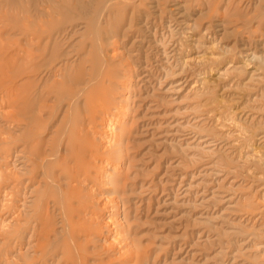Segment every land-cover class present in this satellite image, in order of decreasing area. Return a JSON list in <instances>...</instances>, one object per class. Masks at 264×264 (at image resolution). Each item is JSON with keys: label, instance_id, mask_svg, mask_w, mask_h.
Masks as SVG:
<instances>
[{"label": "rangeland", "instance_id": "1", "mask_svg": "<svg viewBox=\"0 0 264 264\" xmlns=\"http://www.w3.org/2000/svg\"><path fill=\"white\" fill-rule=\"evenodd\" d=\"M0 28V137L8 79L14 65L28 79L26 44L42 36L64 75L101 74L98 59L115 54L121 108L99 135L123 136L125 152L98 163L118 186L101 235L78 228L71 240L51 203L45 247L0 231V264H264V0H0ZM112 175L98 186L102 204ZM1 209L0 226L15 216Z\"/></svg>", "mask_w": 264, "mask_h": 264}, {"label": "bare ground", "instance_id": "2", "mask_svg": "<svg viewBox=\"0 0 264 264\" xmlns=\"http://www.w3.org/2000/svg\"><path fill=\"white\" fill-rule=\"evenodd\" d=\"M118 35L119 32L109 33L106 40L109 43L115 42ZM40 38L34 42L35 37H31L26 44L22 66L28 79L19 82L23 76L18 73L15 65L13 74L8 79L7 126L5 135L2 136L3 133L0 137V188L10 189L3 192L0 204L2 209L15 208V216L9 222L8 219H2L0 231H9L10 235H15V238L21 240L24 235L30 233V238L37 237L38 246L42 248L52 235L51 203L61 218L59 224H62L71 240H74L73 235L81 237L82 233L76 234L78 228L85 229L86 232L83 231L82 235L91 240L109 227V223L117 215V205L108 213L105 223L98 220V216L108 201L118 193L117 176L111 172L113 177L111 181L108 180L110 182H106L110 187L111 196L104 195L107 201L102 204L97 195L98 186L105 185L103 183L111 173L108 176H100L98 163L108 157H114L116 161L123 160L125 152L122 146L123 136L120 138L117 134L115 137L110 134L105 137L99 135L101 131L111 130V122L117 124L112 121V114L121 108L117 101L119 93L116 92L118 81L115 70L110 68L115 54H104L98 59L103 65L99 68L103 71L101 74L92 77L87 74L64 75L60 74L61 68L53 70V66H50L52 59H46V55L40 52ZM62 48L56 50L60 52V61L64 62L70 51L68 47ZM18 59L20 62V58ZM13 60L15 59H12V62ZM88 61L87 58V64L90 63ZM68 83L70 87L65 89ZM124 86L128 88V83ZM8 202L9 204H6ZM21 216L23 218L19 220ZM15 217L16 221L13 219Z\"/></svg>", "mask_w": 264, "mask_h": 264}]
</instances>
